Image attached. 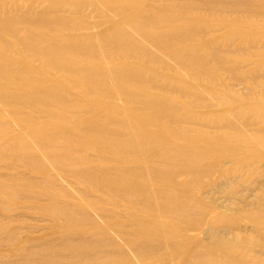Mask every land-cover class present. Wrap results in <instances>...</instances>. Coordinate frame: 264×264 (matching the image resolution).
<instances>
[{
  "label": "rangeland",
  "instance_id": "1",
  "mask_svg": "<svg viewBox=\"0 0 264 264\" xmlns=\"http://www.w3.org/2000/svg\"><path fill=\"white\" fill-rule=\"evenodd\" d=\"M42 3L56 5L37 1L31 10L33 15L21 16L30 7L26 3L23 4L26 10L22 9L15 15H4L0 21L17 17L16 37L19 39L32 34L45 45L63 43L61 47L96 49L99 58L106 62L101 63L102 66L125 73L130 77L131 84L146 88L142 81L144 76L147 77L155 88H147V95L143 94L139 102L151 99L156 105L162 104L159 105L162 111L145 109L133 102L132 93L120 98L124 90L119 80L109 79L111 91L86 87L78 82L79 79L72 80L67 78L65 72L52 70L30 50L16 47L15 39L10 35L2 37L0 65L21 69L30 77L12 79L6 76L9 81L0 79V135L3 140L0 145L14 141L10 146L13 149L6 146L5 152L0 150V180L4 181L0 185H7L15 197L16 194L20 195L17 200L0 193V264H50L57 254L56 249H48L46 252L49 254L40 250L46 240L57 238L52 235L61 232L53 224L56 216L46 214L50 213L46 211L50 200L44 196V188L40 184L36 185L37 189L33 187V197L30 193L20 194L26 181L13 173L26 178L29 175L32 185L47 175L53 179L57 177L74 204L76 212L73 217L79 221L80 230H89L94 223L102 225L104 217H109L105 209H94L97 201L108 200L107 187L94 175H101L99 168H109V163L102 164L103 159L117 158L118 153L110 145L101 147L87 143L91 141L89 133H105L104 123H109L106 125L109 129L105 131L115 135H111L110 139L119 137L127 140V152L131 156H127V162L131 166L137 164L138 158L148 161L156 159L165 144L170 145L167 141L172 139L175 146H166L165 150L205 141L236 152L238 147L248 145L249 139L264 146V0H135L126 2V5H113L114 9L111 4L105 5L104 10L109 15L106 18L101 17L105 13L99 9L91 11L87 1H74L82 8L77 14L79 19L100 24L96 30L87 32L100 37V40L87 43H84V37L81 40V31L66 28L70 25L57 22L55 24L58 25L54 26V23L41 19L38 13L42 11ZM58 6L64 7L62 4ZM61 15L57 13L54 16ZM79 19L75 21L79 22ZM106 21L114 23L115 27L108 30ZM137 48L141 51L135 52ZM80 64L87 66L89 62L80 60ZM138 72L143 77L140 78ZM108 78L115 79L111 73ZM107 107L111 109L107 111ZM138 109L153 116L156 124L164 123L176 136L156 142L130 130L125 125L126 120H133L130 113ZM227 114H233L240 123L248 119L249 126L244 133L246 138L234 135L231 129L225 128L223 117ZM48 121L60 126L52 130L63 137L62 140L58 139V143L54 140L42 147L32 140H17L20 133ZM147 129L154 130V127ZM168 131L172 132L170 129ZM135 134L138 135L133 138L134 144H130L129 140ZM71 135H75L79 141L70 139ZM55 154L69 157L97 155L100 158L96 163L98 169L87 178L84 169L75 166L74 162V165L72 162L52 164L50 160L54 159ZM238 154L241 156V151ZM22 155L34 156L38 164L33 168L39 172L32 171V167L29 170ZM250 162L237 165L233 161L212 159L210 163L205 161L198 166L190 162L189 153L175 154L172 166L174 183L184 200L189 202L184 211L192 207L199 213L184 216L179 213L166 214L164 220L172 223L177 231L176 234L169 230L170 236H180L176 239L180 244H184L189 237L203 239L206 236V241L214 239L216 232L209 231L206 235L202 228L216 217L222 218L219 215H225L228 220L222 221L216 228L223 230V238L234 239L247 248V251L242 249L239 253L248 261L242 264H264V244L259 238L261 235L264 237V233L259 232L246 218L238 219L244 213H251L257 216L254 217L256 223H264V196L257 198L256 202V196L264 192V161ZM120 164L111 162V171ZM104 172L108 174L110 171ZM145 207H136L142 212L140 217L154 221L160 219L159 211ZM77 213L86 214L89 221H83ZM117 213L110 221H105V225L118 221L124 224L122 229L135 232L123 234L119 239L112 237L117 239L114 250L124 251L125 258L117 264H162L168 259L173 261L172 257L180 252L183 258H187L188 264H193L199 257H203L206 264L216 259L214 256L219 250L216 246L210 245L205 249L201 243L190 245L193 249L186 253L185 249L179 250V246L164 242H161L160 249L146 253L143 258L138 249L130 246L139 241L138 233L145 232L147 224L151 223L143 221L139 224L133 214ZM59 216L67 219L61 212ZM28 239L40 244L27 246L31 253L20 255L18 250H21L23 243L27 245ZM58 242L62 244L60 240ZM47 243L50 247L58 245L52 241ZM2 252L9 256H2ZM75 260L67 264H73Z\"/></svg>",
  "mask_w": 264,
  "mask_h": 264
},
{
  "label": "bare ground",
  "instance_id": "2",
  "mask_svg": "<svg viewBox=\"0 0 264 264\" xmlns=\"http://www.w3.org/2000/svg\"><path fill=\"white\" fill-rule=\"evenodd\" d=\"M48 2V3H55L56 5H46L42 3V11L38 13L39 17L41 19H45L48 22L54 23L53 25L56 26L58 24H55L57 22H64L66 26L69 27V30L71 31H81V40L84 37V43L87 42H94L92 40H100V37H97L96 35L90 32L91 30H96L100 24L97 23H90L86 19H79L77 16L78 12L82 10L79 6L74 4V1L78 0H0V20L3 18L4 15H15L18 11H21L22 9L26 10V7L23 6L30 5L28 7V11L26 10L25 13H23L21 16H25L28 14H32V7L37 2ZM79 1H87L88 7L91 9V11L95 12L97 9L100 10V12H103L105 14H102V18H106V16H109L108 13L104 10L105 5L111 4L113 9L116 4H123L126 5V2H131L135 0H79ZM64 5L58 6V5ZM36 6V5H35ZM34 8V7H33ZM57 13H61V16H54ZM33 15V14H32ZM77 16V17H74ZM14 19V20H13ZM13 19H5L0 21V39L2 37H5L6 35H10L15 39L16 47H22L25 50H30L32 53H34L37 57V59H40L44 63H46L51 69H57L60 71H63L67 74V78L76 80L81 84H84L86 87H89L91 89H97L101 91L110 90L109 85H111L110 80H119L120 85L122 89L124 90V95L120 98H125V94L132 93V99L133 102H136L138 104H141L144 108L147 107L148 109H153L157 112H161L162 108L159 105H162L158 103L159 105H156L153 100H148L147 102L140 103V97L143 94L147 95L146 89L152 88L154 83H151L148 81L147 77H143L142 74H139L140 78L143 77V83L145 84L146 88H142L140 86L131 84L130 77H128L125 73L117 71L116 69L112 70L107 68L106 66H102V64H105L104 60L102 61L101 58H99V54L96 51V49H85L80 47H61L63 43H58L56 45H45L41 41H38L35 39V36L32 34H27L24 39H19L16 37L17 29L16 21H19V19L15 16H13ZM79 19V22H76L75 20ZM114 21V20H113ZM86 23L87 25H83ZM108 30H111L113 27H115L114 23L107 22ZM104 24V23H102ZM83 25V26H82ZM82 29V30H81ZM13 42V43H14ZM80 42V41H79ZM12 43V44H13ZM4 46V45H3ZM141 51L140 48H137L135 52ZM80 60H87L89 64L87 66H83L80 64ZM109 59H107L108 61ZM102 63V64H101ZM52 69V70H53ZM109 73H111L115 79L108 78ZM12 79H23L26 77L28 79V74L18 68L11 69L6 66L0 65V79L4 81H9V78ZM95 82V83H91ZM105 88V89H104ZM137 90L144 91L141 92H135ZM111 91V90H110ZM107 93V92H106ZM113 98V97H111ZM32 101H40L43 102V100H32ZM111 107H107L106 110H110ZM146 109V108H145ZM139 110V109H138ZM123 112L125 113L124 109ZM133 120H129L128 122L126 120V124L130 130L136 131L139 133L144 134V137H146L150 141H156L161 142L163 139L173 138L174 133L171 128L166 126L164 123L156 124L153 116H149L146 113H143L142 111H133L130 113ZM55 117V116H53ZM126 117V113H125ZM162 117V116H160ZM264 121V117L262 118ZM226 121V123L224 122ZM246 122L240 123L238 122V119L233 114H227L223 117V123H225V128H229L234 132V135L237 136H244L246 129L248 128L249 124L247 122L248 119H245ZM237 123V125H236ZM106 125H109V123H104V132L105 133H96V131L89 133L88 138L92 141H87L91 146L99 145L101 147L106 145L112 146V148L115 149V151L118 153L117 158H101L103 159L104 163H109L108 169H101L100 174L96 176V179L102 180L104 185L107 187V195L108 200L105 202L97 201L94 205V209L98 211H102L105 209L106 214L109 215V217L105 216V221H110L112 219V216L117 214H127V215H134L136 221L140 224L143 221H146L151 224L148 225V229L145 232L140 231L138 233L139 241L131 245L130 247H133L134 249H138L139 252H141V256L146 255V253L150 252H156L158 249L161 248V242L164 243H173L175 246H179V250H184L188 253L189 250L193 247L195 244H203L204 248L207 249L208 246H216V249L218 250L217 255L214 256L216 259L211 260L209 264H215L216 262L218 264H242L245 262H248L244 259V255H240L239 253L242 251V249L247 251V248L243 247L241 243H238L234 239H227L223 238V230L217 229L222 223V221H227V217L225 215H219L222 218L216 217L215 220L212 222L207 221L208 225H205L204 231L207 235V232H216L214 235V239L205 240V238H191L186 239V242L184 244H180L176 242L177 237L180 236H174L171 237V233L169 230H172L173 232H177L175 230V227L172 226V223L169 224L164 220V217L166 214H178L179 215H185V214H191L195 215L199 213V211L195 208H190L189 211L185 212L186 208L188 207L189 202L185 201L183 198V195L180 193L179 190H177V184L174 183V177H173V169L172 166L174 165L175 160V154L178 152L189 153L190 155V162H192L193 165L201 164V162L208 161L209 163L212 161V159L216 160H228L229 162H234L237 165L245 164L249 161L254 163H260L264 161V146L258 143L256 140H251L248 145H243L238 147L239 150L231 151L223 146H214L209 142H197V143H190L188 146H178L175 148L166 149V146L172 145L175 146L171 141L169 142L170 145H166L163 149H161V153L158 155L156 159H153L152 161H148V159L145 158H138V162L135 166L129 165L128 158L129 151L127 149V140L120 139L119 137L117 139H113L111 137V133L108 131H105ZM154 127V130L147 129L148 127ZM54 127L60 128V126L53 125L51 122H44L42 125H36L35 127L30 128L28 131L22 132L18 135V139L20 141H26V140H32L33 142L43 146H48L46 143H50L51 141L58 139L62 140L60 135H56V133H53L52 130H54ZM170 129L172 132L170 133L168 131ZM134 136H131V139L133 140ZM115 136V135H114ZM112 135V137H114ZM245 137V136H244ZM246 138V137H245ZM70 139L74 141H79L75 135H71ZM107 141H106V140ZM110 139V140H108ZM131 140V141H132ZM130 144H134V140ZM0 142L2 143V136L0 135ZM14 141H10L5 144L4 146L0 145V150L5 152L6 146L8 148H11V144ZM136 144L138 143L135 141ZM58 143V142H57ZM26 146V145H23ZM59 146V145H54ZM21 147V146H19ZM13 149V148H11ZM20 148H18L19 150ZM113 149V150H114ZM170 150V151H169ZM241 151V156H239L238 152ZM170 152V153H169ZM23 158L26 161V165L29 166V170L33 168L35 164H38L36 158L34 156L30 155H22ZM135 156V155H134ZM125 157V159L121 158ZM131 157V156H129ZM127 158V159H126ZM50 160L49 158H47ZM99 156L97 155H77L76 157H69L68 155H56L53 160H50V162L53 164H63L73 162L75 163V166H80V168L84 169V175L87 178H90L93 171L98 169L96 167V163L98 162ZM114 159V160H112ZM117 162L121 163L119 167L114 168L113 171H111V162ZM250 162V163H251ZM74 165V164H73ZM94 166V167H93ZM32 167V168H31ZM251 168V167H250ZM253 170V168H251ZM32 171H38L36 169H32ZM104 171H110L108 174H106ZM199 172V169L197 170ZM254 173L256 172V169L253 170ZM39 172V171H38ZM93 172V173H92ZM15 177H19L22 180H25L21 193H30L29 195L33 197L32 189L33 187L36 188L37 184H40L41 187L44 188V196L48 197L50 200V203L46 205V211L50 213H46L47 215H55L56 221L53 222L54 226H57L59 229H61L60 233L52 235L53 237L57 238H50L52 240H46L45 243H43V247L40 250V252H46L48 249H56L54 250L56 254L54 260L50 262V264H67L72 259L76 258L75 262L73 264H117L120 259H124V251L122 249L114 250L116 247V241L121 237L123 234H132L135 233L134 231L124 228V224H119L118 221L115 222L112 225H105V221H102V225L98 224H92L91 228L89 230H80V223L77 221L73 215L75 209L74 204L71 203L70 197L66 189L61 186L58 183L57 177L54 179L50 177V175H47L46 177H43L38 180V182L34 185L31 184L32 177L29 175L27 178L19 173H13ZM0 183H4V181L0 180ZM245 185H243L244 187ZM241 187V186H240ZM37 189V188H36ZM0 193L1 194H7L11 196L14 199H19L20 195L16 194V197L12 195L9 191V187L7 185H0ZM237 195H240L238 193ZM264 196V192L262 194H258L256 196V202L258 201L257 198H260ZM1 199V198H0ZM260 201V200H259ZM191 204V203H190ZM145 208H153L159 211L160 213V219L158 218L157 221L149 220L147 217L142 218L140 217L142 214L141 211L136 209L138 206H144ZM93 207V206H92ZM127 212V213H121V211ZM59 212L66 215L67 219H62L59 216ZM141 212V213H140ZM80 213V212H79ZM77 213L82 219L88 220V216L86 214H79ZM122 215V216H123ZM140 217V218H138ZM254 217H257L251 213H244L241 215L238 219H244L246 218V221L252 222L256 228H258V231L261 233H264V223L260 224L259 222H255ZM1 220V218H0ZM89 221V220H88ZM132 223H135L134 220H132ZM260 224V225H259ZM134 225V224H132ZM204 226V224H202ZM217 227V228H216ZM215 228V229H214ZM201 229V228H200ZM79 232V233H78ZM80 232H84L86 234H82ZM71 233L74 235L72 236ZM78 234V235H77ZM177 234V233H176ZM125 235V236H126ZM76 236V237H75ZM89 236L97 237L96 239H90ZM183 238V235H181ZM186 236V235H185ZM111 237V238H109ZM112 237H115L117 239H114ZM257 238V237H256ZM262 243L264 244V237L261 235L259 237ZM41 239V238H40ZM60 240L62 244L58 242ZM52 241L54 243H57L58 245L55 247H50L47 242ZM34 244L39 245L40 243H37L33 241L32 239L27 240V245L23 243V246L21 250H18V253L23 256L29 255L31 252L29 251V247L27 246H36ZM186 244H189L186 247H182ZM140 245V248H138ZM191 245V246H190ZM141 247L143 249H141ZM264 249V247H263ZM4 253V252H2ZM1 253V254H2ZM48 253V252H46ZM49 254V253H48ZM175 257H172L173 261L165 260L162 262V264H188L187 258H183V256L180 254H175ZM262 253L260 254V256ZM2 256H9V254L4 253ZM261 258V257H260ZM203 257L197 258L193 264H206L207 261L202 260ZM262 263H264V260L262 258ZM145 264H149L146 262Z\"/></svg>",
  "mask_w": 264,
  "mask_h": 264
}]
</instances>
